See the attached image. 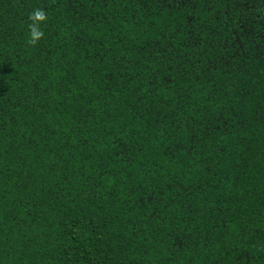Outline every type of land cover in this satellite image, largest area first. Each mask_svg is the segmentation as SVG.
Returning a JSON list of instances; mask_svg holds the SVG:
<instances>
[{
  "label": "trees",
  "instance_id": "1",
  "mask_svg": "<svg viewBox=\"0 0 264 264\" xmlns=\"http://www.w3.org/2000/svg\"><path fill=\"white\" fill-rule=\"evenodd\" d=\"M0 264H264V0H0Z\"/></svg>",
  "mask_w": 264,
  "mask_h": 264
},
{
  "label": "clouds",
  "instance_id": "2",
  "mask_svg": "<svg viewBox=\"0 0 264 264\" xmlns=\"http://www.w3.org/2000/svg\"><path fill=\"white\" fill-rule=\"evenodd\" d=\"M31 23L29 25V43L36 44L43 38V31L41 29V24L47 21V16L45 11L37 9L29 17Z\"/></svg>",
  "mask_w": 264,
  "mask_h": 264
}]
</instances>
